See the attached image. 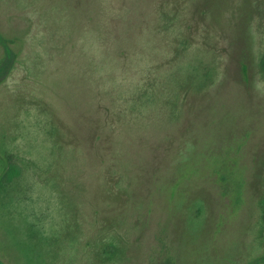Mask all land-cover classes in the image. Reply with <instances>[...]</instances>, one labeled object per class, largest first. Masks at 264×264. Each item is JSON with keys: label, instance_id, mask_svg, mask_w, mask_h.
I'll return each mask as SVG.
<instances>
[{"label": "rangeland", "instance_id": "1", "mask_svg": "<svg viewBox=\"0 0 264 264\" xmlns=\"http://www.w3.org/2000/svg\"><path fill=\"white\" fill-rule=\"evenodd\" d=\"M0 37V264H264V0H0Z\"/></svg>", "mask_w": 264, "mask_h": 264}, {"label": "trees", "instance_id": "2", "mask_svg": "<svg viewBox=\"0 0 264 264\" xmlns=\"http://www.w3.org/2000/svg\"><path fill=\"white\" fill-rule=\"evenodd\" d=\"M0 39H1V37H0ZM6 51L8 52L9 55L11 54V53H10V49L6 48ZM8 58H9V57H8ZM9 59H10V58H9ZM10 63H11V62H10ZM2 65H3V66L0 67V73H1V74L4 73L5 71H7V63L4 62ZM3 67H6V68H3ZM260 67H261V70L264 72V55H263V57H262V59H261ZM12 170H13V169H12ZM7 173H8V174H12V173H13V171H11V166H10V168L8 167ZM262 260H264V258H263Z\"/></svg>", "mask_w": 264, "mask_h": 264}]
</instances>
